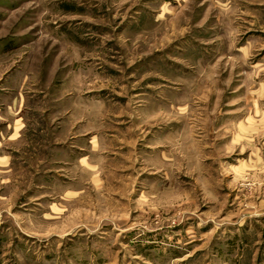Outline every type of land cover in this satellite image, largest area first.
I'll list each match as a JSON object with an SVG mask.
<instances>
[{"label": "rangeland", "instance_id": "1", "mask_svg": "<svg viewBox=\"0 0 264 264\" xmlns=\"http://www.w3.org/2000/svg\"><path fill=\"white\" fill-rule=\"evenodd\" d=\"M0 264H264V0H0Z\"/></svg>", "mask_w": 264, "mask_h": 264}]
</instances>
